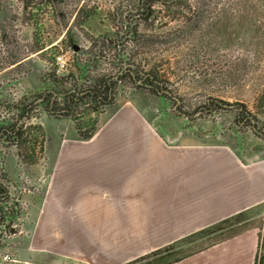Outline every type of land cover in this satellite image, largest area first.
I'll list each match as a JSON object with an SVG mask.
<instances>
[{"label":"rangeland","instance_id":"rangeland-1","mask_svg":"<svg viewBox=\"0 0 264 264\" xmlns=\"http://www.w3.org/2000/svg\"><path fill=\"white\" fill-rule=\"evenodd\" d=\"M140 1L151 4L149 12H138ZM162 1L0 0V86L15 82L6 87L10 94L21 92L17 81L21 73L28 74L22 92L39 89L42 63H49L54 54H64L73 61L72 45L85 50L94 48L100 39L112 40L127 31L125 19L136 14L135 48L129 62L139 79L154 72L161 81L157 90L145 79L133 84L128 76L123 77L119 94L111 95L109 107L104 102L91 108L80 106L73 117H54L42 111L27 125L24 143L5 151V158L15 165L12 171L16 177L31 189L40 173L41 177L48 174L42 169L45 147L58 132V125L62 127L58 139L69 127L81 139L125 103L143 112L149 124L170 131V140L226 146L236 154L244 151L257 160L264 158V139L260 136L264 134V0ZM97 46L96 52L101 50ZM74 65L68 75H78ZM107 72H113L112 67ZM96 73L100 72L96 69ZM214 101L221 108H205ZM58 102L64 104L65 100ZM59 118L70 121L58 124ZM191 123L200 124L204 132L215 136L202 137L191 128L182 131L183 125ZM34 163L36 166L29 165ZM244 213L245 227L259 226L264 236V203ZM226 232L209 236L197 232L190 239L177 241L172 258L212 245ZM132 262L128 264H143Z\"/></svg>","mask_w":264,"mask_h":264},{"label":"crops","instance_id":"crops-1","mask_svg":"<svg viewBox=\"0 0 264 264\" xmlns=\"http://www.w3.org/2000/svg\"><path fill=\"white\" fill-rule=\"evenodd\" d=\"M45 64L33 91L44 96L62 81ZM142 113L125 103L89 140L72 127L58 139V124L70 120L56 121L48 174L26 185L23 233L0 243V256L11 258L0 264H126L264 203V158L167 140L170 131ZM14 167L5 159L16 186ZM260 234L246 228L173 264H254Z\"/></svg>","mask_w":264,"mask_h":264},{"label":"flooded vegetation","instance_id":"flooded-vegetation-1","mask_svg":"<svg viewBox=\"0 0 264 264\" xmlns=\"http://www.w3.org/2000/svg\"><path fill=\"white\" fill-rule=\"evenodd\" d=\"M150 5L151 4L145 5L144 2L140 1V3L137 4V10L140 14L143 11L149 12L151 9ZM137 16L138 14L132 16V18L125 19V25L123 27L127 29V31L114 35V39L112 40L103 38L97 41L98 44L95 43V45L101 48V50L99 49L97 52L95 49L96 46L94 48L81 50L75 45L77 50L73 48V62L75 64V69L77 68L78 70V75L70 74L66 76V79H61L62 81H59L60 83L56 81L51 93L44 96L43 93H33L34 90L25 91V93L22 92V90H24L22 85L26 84V78L28 77V74L25 75L26 72H23V74L21 73V77H19L20 83H18V85L20 89L22 88L19 98L13 100L9 88H6L3 90L4 92L1 93L0 242L2 239L7 238L10 233H13L12 227L19 219L22 207L26 203L23 201L22 196L27 192V183L22 182L20 178L17 177L18 184L15 186L7 179L8 173L5 169V157L7 154L5 151L8 150V147H15L21 143L20 141L22 140L23 133H26L25 130L28 124L38 119L44 111L48 113V115L54 117H73L75 111L77 112L79 108H81L80 106H84L83 108H91L94 104L104 102V106L107 108L111 105V95L115 96L119 94L118 87L120 83H122L123 77L128 76V79L133 84L139 80L144 83L145 79L147 84L154 86L157 90L160 89L159 84L161 81L155 80L150 73L145 74L143 78L139 79L137 69L129 62L135 48L133 45L135 38L133 29ZM73 46L74 45H72V47ZM121 52L123 53L122 55ZM96 57L98 58L96 59ZM111 67L113 72L108 73L107 70ZM96 69L100 73H96ZM114 69H116V71ZM45 74L52 78L53 73L51 69L45 70ZM31 92L33 94H30ZM165 95L170 100L175 101V98L172 97L170 92H165ZM61 99L65 100L64 104L63 102H58ZM161 102L163 105L166 104L162 99ZM211 106L221 108L220 104L215 101L209 102L205 108H210ZM182 117L185 118L187 116L183 114ZM191 124L183 125L181 127L182 131H185V128ZM260 136L264 139V134H260Z\"/></svg>","mask_w":264,"mask_h":264},{"label":"trees","instance_id":"trees-1","mask_svg":"<svg viewBox=\"0 0 264 264\" xmlns=\"http://www.w3.org/2000/svg\"><path fill=\"white\" fill-rule=\"evenodd\" d=\"M167 1L168 0H163L162 2L166 3ZM169 1L171 2L174 0H169ZM183 1H185V0H183ZM150 74L153 76V78L155 80H159V78L157 77V75L154 72H150ZM94 132L91 131L88 134H86L83 138H81V139L79 138V139L80 140H89L93 136ZM20 142H21V144L24 143V142H22V140ZM245 221H246L245 213L241 212V213H238V214H236L230 218L224 219V220H222V221H220V222H218V223H216V224H214V225H212V226H210L204 230H201L198 233H199V235L200 234H206V236L207 235L209 236L211 234L217 233L218 231H227L226 235L222 236L223 238L217 240V242H219L225 238H228L230 236H233V235L238 234L239 232L245 230L246 229L245 226L248 224ZM191 236H188V237H191ZM188 237H186V238H188ZM188 239H190V238H188ZM217 242H214V244ZM173 244L165 246L162 249H158V250L150 253L147 256H142V257L136 259L135 261H133L132 263L173 264V263L179 262L180 260H182L188 256H191L192 254L208 247V246H206V247L200 248V249L195 250L193 252L186 253L185 255H183L181 257H177V258L173 259L172 258L173 254L171 252L176 249L175 246H178L177 243L174 245ZM209 246H211V245H209ZM254 264H264V236H262L261 234L259 237V242H258V247H257L256 255H255Z\"/></svg>","mask_w":264,"mask_h":264},{"label":"built area","instance_id":"built-area-1","mask_svg":"<svg viewBox=\"0 0 264 264\" xmlns=\"http://www.w3.org/2000/svg\"><path fill=\"white\" fill-rule=\"evenodd\" d=\"M71 62L73 63V61H71V58L65 56L64 54H56V55L54 54L51 61L45 64V70L51 69L55 77L62 79L68 75L69 68L71 67V64H72ZM17 81H20V80H17ZM19 96H20V92H18L17 94H11V98L13 100H16L17 98H19ZM1 97L2 96L0 94V99ZM27 190L28 189H26V191ZM24 206L22 207L21 213L24 212V208H25ZM21 227L22 226L20 224V216H19V219L14 223L12 227L13 233H10V235L7 238L2 239L0 243L5 242L7 239L11 237L22 235L23 231ZM0 258L3 261L11 260V258L8 255L0 256Z\"/></svg>","mask_w":264,"mask_h":264},{"label":"water","instance_id":"water-1","mask_svg":"<svg viewBox=\"0 0 264 264\" xmlns=\"http://www.w3.org/2000/svg\"><path fill=\"white\" fill-rule=\"evenodd\" d=\"M73 48L75 50H77V47L75 45L73 46ZM14 85H15V82L2 84V86H0V91H2L6 87H11V86H14ZM156 127L159 128L160 130H164V129H162L159 126H156ZM188 128H191V129L195 130L196 132H198L203 137H211V136H213V134H211V133H205L203 131V129H202V126L199 125V124H196V123H192L190 126L186 127L185 129H188ZM178 135L180 136V133ZM166 139L169 140L168 135H166ZM171 142H175V141H171Z\"/></svg>","mask_w":264,"mask_h":264}]
</instances>
